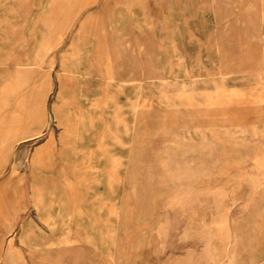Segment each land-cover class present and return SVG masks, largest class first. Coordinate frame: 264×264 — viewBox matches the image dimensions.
Returning <instances> with one entry per match:
<instances>
[{
  "label": "rangeland",
  "instance_id": "obj_1",
  "mask_svg": "<svg viewBox=\"0 0 264 264\" xmlns=\"http://www.w3.org/2000/svg\"><path fill=\"white\" fill-rule=\"evenodd\" d=\"M263 32L264 0H0V264H264Z\"/></svg>",
  "mask_w": 264,
  "mask_h": 264
},
{
  "label": "bare ground",
  "instance_id": "obj_2",
  "mask_svg": "<svg viewBox=\"0 0 264 264\" xmlns=\"http://www.w3.org/2000/svg\"><path fill=\"white\" fill-rule=\"evenodd\" d=\"M57 6V5H56ZM76 6V5H75ZM67 7V6H66ZM65 8V7H64ZM71 8V7H70ZM74 8V7H73ZM57 13H58V11H57ZM63 14V13H62ZM51 19V18H50ZM51 22V21H50ZM49 24V23H48ZM57 24H58V22H57ZM56 25V24H55ZM57 26V25H56ZM56 26H55V28H56ZM47 28V27H46ZM254 30H253V37H256L257 35H256V30H255V28H253ZM48 31V30H47ZM55 32V31H54ZM264 33V32H263ZM44 38V37H43ZM46 39H48V38H46ZM44 40V39H43ZM53 40V39H52ZM51 40V41H52ZM42 42V41H41ZM42 47V46H41ZM21 75V74H20ZM3 77H4V75H3ZM23 78H24V76H22ZM27 78V77H26ZM10 79V78H9ZM19 81V80H18ZM24 81H26V80H24ZM22 82V81H21ZM2 88V87H1ZM6 99V98H5ZM199 100H200V98H199ZM2 115V114H1ZM25 117V116H24ZM26 122V121H25ZM25 125V124H24ZM241 130V129H240ZM13 131V130H12ZM11 131V132H12ZM237 131H239V130H237ZM239 137H240V135H239ZM245 142V141H244ZM243 145V144H242ZM191 148V147H190ZM180 149H182V148H180ZM5 153V152H4ZM8 155V154H7ZM3 158H4V156H3ZM8 159V158H7ZM5 162V161H4ZM7 162V161H6ZM5 162V163H6ZM62 204V203H61Z\"/></svg>",
  "mask_w": 264,
  "mask_h": 264
}]
</instances>
